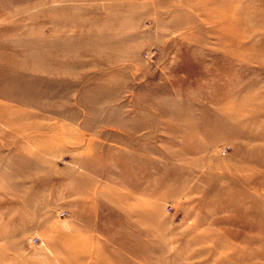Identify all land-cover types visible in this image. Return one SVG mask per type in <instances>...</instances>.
<instances>
[{"label":"rangeland","instance_id":"374dc122","mask_svg":"<svg viewBox=\"0 0 264 264\" xmlns=\"http://www.w3.org/2000/svg\"><path fill=\"white\" fill-rule=\"evenodd\" d=\"M263 107L264 0H0V264H264Z\"/></svg>","mask_w":264,"mask_h":264},{"label":"bare ground","instance_id":"6f19581e","mask_svg":"<svg viewBox=\"0 0 264 264\" xmlns=\"http://www.w3.org/2000/svg\"><path fill=\"white\" fill-rule=\"evenodd\" d=\"M44 1H46V0H43V2H44ZM214 2L217 4V3H220L221 1H217V2L214 1ZM221 3L225 6L224 1H222ZM216 4H215V5H216ZM220 7H221V6H220ZM219 9H220V8H219ZM224 11H225V10H224ZM217 12H218V15L221 13L220 11H217ZM219 12H220V13H219ZM227 12H228V11H227ZM234 12H235L234 10H233V11H230V13H231L232 15H231L230 13H229L230 15H229L228 13H227V15H229L231 18H232V16L236 17V12H235V13H234ZM224 13H226V12H224ZM215 14H216V13H215ZM227 15H225V17L228 18L229 16H227ZM221 18L224 20L223 16H221ZM226 20H228V19H226ZM226 20H224V21H226ZM229 20H230V19H229ZM229 20H228V21H229ZM233 20H235V19H233ZM231 21H232V20H230V22H231ZM226 22H227V21H226ZM226 22H225V23H226ZM230 22H227V23L229 24ZM233 22H234V21H233ZM233 22H232V23H233ZM239 22H240V21H239ZM227 23H226V25H227ZM234 23H235V22H234ZM233 25H234V24H233ZM230 26H231V24H230ZM232 27H233V26H232ZM239 40H240V39H238L237 37H233V38H232V37H223L221 43H222V45H227L226 43L234 42L235 46L238 47V52H240L241 49H243V48L245 49L246 47H243V46L240 44ZM233 49H234V48H233ZM216 102H217V101H216ZM263 108H264V107H263ZM238 116H239V115H238ZM206 117L209 118V116H207V115H206ZM213 122H214V123H217V121L215 122L214 120H213ZM212 125H213L212 123H210L209 126L206 125V121H205V123H204V126H205V128H204V135H206L207 132L210 131ZM207 126H208V127H207ZM190 130H191L190 133H189L187 136H185V140H189L190 137H192V136H191V133H192V132H195L193 128H191ZM195 135H196V134H195ZM255 136H257V138H258V137H259V138H264V130H262L259 134H256ZM193 137H194V136H193ZM185 153H186V152H185ZM152 222H153V221H152ZM78 243H79V242H78ZM73 244H75V243H73ZM80 245L84 246L83 244H80ZM74 246H76V245H74ZM74 246H73V247H74ZM78 247H79V246H78ZM75 248H77V247H75ZM75 248H74V250H75V252H77V250H79V248H78L77 250H76ZM84 249H85V248H84ZM128 249H129V251H131V252H136L135 249H133V248H129V247H128ZM81 250H82V249H81ZM85 251H86V250H85ZM79 252H80V251H79ZM80 254H81V252H80ZM90 259H91V258H90ZM62 264H70V263H69V258H67L66 260H63Z\"/></svg>","mask_w":264,"mask_h":264},{"label":"built area","instance_id":"2783aa9c","mask_svg":"<svg viewBox=\"0 0 264 264\" xmlns=\"http://www.w3.org/2000/svg\"><path fill=\"white\" fill-rule=\"evenodd\" d=\"M225 152V151H224Z\"/></svg>","mask_w":264,"mask_h":264}]
</instances>
